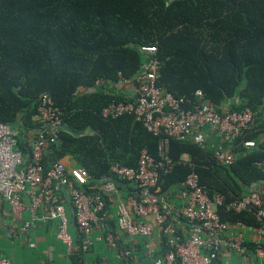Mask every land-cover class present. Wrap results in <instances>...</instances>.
Masks as SVG:
<instances>
[{"label":"trees","instance_id":"16d2710c","mask_svg":"<svg viewBox=\"0 0 264 264\" xmlns=\"http://www.w3.org/2000/svg\"><path fill=\"white\" fill-rule=\"evenodd\" d=\"M141 46L155 47L156 85L175 98L192 102L200 91L217 112L253 114L233 141L237 156L227 166L213 155L218 146L169 139L172 166L160 177V194L178 192L192 171L209 197L223 196L216 208L221 222L257 226L250 213L225 204L253 183L264 186L257 166L264 159V0H0V123L27 139L38 127L37 99L48 94L70 132L57 131L43 164L68 160L86 172L87 191L98 192L110 178L122 195H134L109 167L135 168L142 149L155 158L156 138L131 114L104 120L100 111L133 100L103 86L133 83L151 58ZM246 141L255 146L244 148Z\"/></svg>","mask_w":264,"mask_h":264},{"label":"built area","instance_id":"2783aa9c","mask_svg":"<svg viewBox=\"0 0 264 264\" xmlns=\"http://www.w3.org/2000/svg\"><path fill=\"white\" fill-rule=\"evenodd\" d=\"M139 51L151 58L140 65L133 83H121L132 85L133 100L111 102L100 111L104 120L131 114L146 132L156 138L155 158L142 149L135 168L118 163L109 167V173L116 180L132 185L134 195H122L110 178L101 180L98 185L101 193L87 191L88 176L81 168L65 166L61 161L43 164L44 153L58 140L57 131L61 125V111L50 96L43 93L37 99L34 121L38 127L31 139L21 140L23 137L15 127L0 123V198L8 206L14 230L26 233L35 224L53 222L54 238L66 248L69 256L75 253L85 255L94 242L102 241L118 261L128 262L132 250L122 246V238H140L144 257L151 264H217L226 224L220 221L216 208L224 204V198L219 194L209 197L197 175L190 171L179 185L178 208L169 207L159 187L160 177L172 166L168 142L169 139L192 140L202 147L203 130H213L223 142L213 155L220 165L227 166L237 156L232 149L233 141L252 125L253 114L248 108L217 112L200 91L194 93L192 102L175 98L156 85L158 61L153 57L155 47L141 46ZM20 142L28 145V164L26 153L19 149ZM242 146L248 149L255 144L246 141ZM257 166L264 171V159ZM61 188L66 192L68 204ZM103 196L114 199V228L107 226L110 215ZM67 205L79 236L76 245L68 232ZM225 208L235 213H250L262 225L255 230L257 236L264 238V192L249 190L226 203ZM172 215L184 220L188 227L187 236L176 231ZM155 229L162 245L159 256H155L152 243ZM225 245L241 257L247 252L239 235L227 238ZM29 247L33 245L29 244ZM253 254V264H264V251L258 244L254 245ZM0 264L12 263L7 258H0ZM80 264L93 263L83 260Z\"/></svg>","mask_w":264,"mask_h":264},{"label":"crops","instance_id":"0c3cea01","mask_svg":"<svg viewBox=\"0 0 264 264\" xmlns=\"http://www.w3.org/2000/svg\"><path fill=\"white\" fill-rule=\"evenodd\" d=\"M103 87L104 92L109 94L118 93L127 98H130L133 94V87L131 84H116L114 86L108 84ZM202 135L204 143L210 144L213 149L217 146H223V142L213 130H203ZM32 136L33 134L30 133L27 140L31 139ZM21 140H24V138ZM61 162L65 166H72L68 160ZM95 189L101 193L98 186L95 187ZM249 190L264 192V186L260 183H253L245 191L247 192ZM61 192L65 203L68 204V197L63 188H61ZM103 198L106 201L110 215L107 226L108 228H114V199L105 196H103ZM164 199L165 203L174 210L177 209L180 204L177 192H170ZM67 217L68 232L73 244L76 245L79 241V236L75 230L71 210L68 205ZM172 219L176 231L183 236H187L188 227L184 220L175 215H172ZM225 224L226 228L221 235L222 245L220 247L217 264H253L255 261V256L253 254L254 245L258 244L264 251V238H259L255 231L258 227H262V225L257 223V226H250L239 222ZM54 233L55 224L53 222L35 224V226L26 233L14 230L8 206L3 199L0 198V258H7L12 264H80V261L83 260L93 264H151L150 260L144 257L142 240L140 238H131L130 240L122 238V246L129 247L132 250V256L128 262H120L114 257V254L104 246L102 241L94 242L90 251L85 255L75 253L69 256L66 252V248L54 238ZM158 233V230L155 229L152 238L155 256H159L162 253V245L160 244ZM95 235H98V232H96ZM235 235H239L246 245L247 252L243 257L225 245L226 239ZM29 244H32L33 247H29Z\"/></svg>","mask_w":264,"mask_h":264},{"label":"water","instance_id":"95a60500","mask_svg":"<svg viewBox=\"0 0 264 264\" xmlns=\"http://www.w3.org/2000/svg\"><path fill=\"white\" fill-rule=\"evenodd\" d=\"M58 129L70 132V130L67 127H65L64 125H59ZM72 133L74 135L80 134V132H72ZM23 146H24V150H25V153H26V156H27V164H28L30 162V151H29L28 145L26 143H24Z\"/></svg>","mask_w":264,"mask_h":264}]
</instances>
